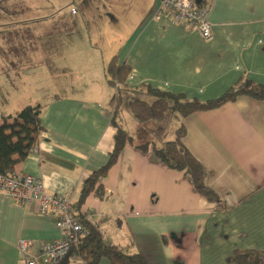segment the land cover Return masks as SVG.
<instances>
[{"label": "crops", "instance_id": "0c3cea01", "mask_svg": "<svg viewBox=\"0 0 264 264\" xmlns=\"http://www.w3.org/2000/svg\"><path fill=\"white\" fill-rule=\"evenodd\" d=\"M159 2L0 0L7 13L0 14V121L38 105L44 128L37 152L14 173L41 180L50 195L77 200L114 147L113 90L105 75L114 56L130 67V88L149 85L205 102L241 77L264 86V0H199L208 8L209 41L167 17L154 20ZM64 6L75 11L72 32H29L46 20L61 23ZM66 33L73 36L62 42ZM133 121L135 135L140 126ZM179 123L184 147L224 208L197 194L183 172L128 144L108 171L103 199L90 195L81 212L90 221L104 220L103 236L148 264H231L236 250L264 252V103L240 97ZM59 237L36 203L17 206L0 196V264H24L20 241L35 255Z\"/></svg>", "mask_w": 264, "mask_h": 264}, {"label": "trees", "instance_id": "16d2710c", "mask_svg": "<svg viewBox=\"0 0 264 264\" xmlns=\"http://www.w3.org/2000/svg\"><path fill=\"white\" fill-rule=\"evenodd\" d=\"M201 7V5H199ZM130 67L119 63L114 56L108 63L105 75L107 85L113 90L109 102L111 125L115 130L114 147L107 162L92 172L79 189L77 200L72 204L74 216L87 231L76 246H73L61 264H72L73 258L82 264H99L106 260L109 264H148L139 253H130L127 248H119L101 233L104 220L90 221L81 212L86 199L93 195L101 200L105 191L103 183L110 168L118 161L126 145H133L141 152H152L153 156L165 167L188 176L194 191L208 203L224 208L220 197L206 184V173L201 164L184 147L185 135L183 124L176 127L173 138L166 140V129L158 127L151 139V133L144 125L161 123L168 115L175 120L184 119L196 112L210 111L226 103H232L240 97H248L264 103V86L256 84L245 77L211 101L187 99L181 94H171L143 85L130 88L127 80ZM129 94V98H126ZM125 104L128 112L139 124L134 137H131L118 121L119 108ZM44 128L41 123V108L27 105L11 120L0 121V177L14 173L15 167L37 152ZM231 264H264V252L234 251L228 258Z\"/></svg>", "mask_w": 264, "mask_h": 264}, {"label": "built area", "instance_id": "2783aa9c", "mask_svg": "<svg viewBox=\"0 0 264 264\" xmlns=\"http://www.w3.org/2000/svg\"><path fill=\"white\" fill-rule=\"evenodd\" d=\"M163 17H167L174 26L197 33L204 41L212 37L208 8L200 7L196 0H160L153 19L158 21ZM0 196L17 206L36 203L39 214L52 218L60 232L58 240L43 245L40 253L35 255L29 254L28 242L20 241L18 249L24 264H61L70 249L87 234L73 214L70 198L67 195L48 194L41 180L18 173L0 177ZM91 218L95 219L94 215Z\"/></svg>", "mask_w": 264, "mask_h": 264}, {"label": "rangeland", "instance_id": "374dc122", "mask_svg": "<svg viewBox=\"0 0 264 264\" xmlns=\"http://www.w3.org/2000/svg\"><path fill=\"white\" fill-rule=\"evenodd\" d=\"M27 3V2H26ZM74 14L75 11H70L69 7L67 6H64L63 7V10L61 11V15L63 16H66V17H62L60 20H61V23L59 20L57 19H50L49 21H43L42 23H39V28H32L30 27L29 29V32L31 33L32 31L33 32H37L38 31H44V30H49L50 32L48 33H51V31H54L56 28L54 27H57V31H60V32H69V31H73L74 29L70 28L69 27V20H70V14L71 13ZM0 14L3 16H5L7 13H5V8L0 4ZM12 25V24H11ZM10 25V27H11ZM14 25V24H13ZM12 25V26H13ZM8 27V26H6ZM36 30V31H35ZM13 32L15 31H21V29L19 28V24H16L15 26H13V29H12ZM70 32V33H71ZM70 33H66L64 35H61V40L62 42H66L68 41L69 39V36L72 38L73 34H70ZM32 41L31 38L29 40V42ZM34 41H36V39H34ZM32 43V42H30ZM47 47V46H46ZM112 90V89H111ZM118 121L120 123H123V126L126 128L127 131H129L131 134L130 136L131 137H134V131L132 130L133 127H134V118H133V115H131L128 110H127V106L125 104H123L120 108H119V112H118ZM144 127L150 131L151 133V139L153 138V140H155V137L154 134H155V131L158 127H162V128H165L166 129V136H165V139L166 140H170L173 138V134H174V131L177 127V124H176V120L171 116V115H168L167 118L165 119V121L161 122V123H148L146 125H144Z\"/></svg>", "mask_w": 264, "mask_h": 264}, {"label": "water", "instance_id": "95a60500", "mask_svg": "<svg viewBox=\"0 0 264 264\" xmlns=\"http://www.w3.org/2000/svg\"><path fill=\"white\" fill-rule=\"evenodd\" d=\"M196 4H197V5L199 4V0H196Z\"/></svg>", "mask_w": 264, "mask_h": 264}, {"label": "bare ground", "instance_id": "6f19581e", "mask_svg": "<svg viewBox=\"0 0 264 264\" xmlns=\"http://www.w3.org/2000/svg\"><path fill=\"white\" fill-rule=\"evenodd\" d=\"M96 217V216H95Z\"/></svg>", "mask_w": 264, "mask_h": 264}]
</instances>
